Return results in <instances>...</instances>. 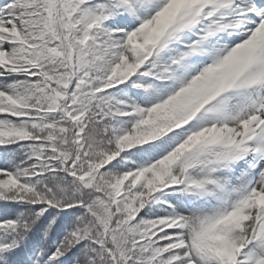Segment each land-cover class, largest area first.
<instances>
[{"label": "snow or ice", "instance_id": "obj_1", "mask_svg": "<svg viewBox=\"0 0 264 264\" xmlns=\"http://www.w3.org/2000/svg\"><path fill=\"white\" fill-rule=\"evenodd\" d=\"M0 264H264V0H0Z\"/></svg>", "mask_w": 264, "mask_h": 264}]
</instances>
